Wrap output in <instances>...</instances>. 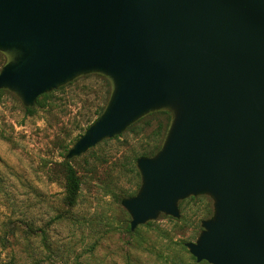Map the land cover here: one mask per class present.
Segmentation results:
<instances>
[{
  "label": "water",
  "instance_id": "95a60500",
  "mask_svg": "<svg viewBox=\"0 0 264 264\" xmlns=\"http://www.w3.org/2000/svg\"><path fill=\"white\" fill-rule=\"evenodd\" d=\"M0 91L26 107L88 75L111 85L72 160L168 111L141 183L121 198L130 230L207 195L185 246L197 262L264 264V0H0Z\"/></svg>",
  "mask_w": 264,
  "mask_h": 264
},
{
  "label": "rangeland",
  "instance_id": "374dc122",
  "mask_svg": "<svg viewBox=\"0 0 264 264\" xmlns=\"http://www.w3.org/2000/svg\"><path fill=\"white\" fill-rule=\"evenodd\" d=\"M5 61L0 52V68ZM110 90L105 76L84 75L31 113L14 93H0V264H210L176 243L196 240L213 207L207 195L179 202L180 218L161 214L152 226L127 229L131 218L120 200L138 190L136 159L162 139L166 113L70 160L81 189L74 207L62 203L60 163Z\"/></svg>",
  "mask_w": 264,
  "mask_h": 264
},
{
  "label": "trees",
  "instance_id": "16d2710c",
  "mask_svg": "<svg viewBox=\"0 0 264 264\" xmlns=\"http://www.w3.org/2000/svg\"><path fill=\"white\" fill-rule=\"evenodd\" d=\"M70 83H72V82H70ZM62 88H64V86L60 87L59 89H62ZM56 90H53L51 92H47V93H44V94L40 95L38 97L36 103H40L43 99L51 98L54 95ZM2 91H4V90H1L0 93ZM104 106H101L100 109L96 112L97 116L94 119H88V125L86 126L84 131L99 116V114L102 112ZM26 111L29 112V113L33 112V107H26ZM165 113L168 115V120L170 122L171 114L168 111H157V112L151 113V114L141 118L139 121H137L136 123L131 125L128 128V130H134L140 123H146V125H149V124H151V119L153 118V116H155L156 114H165ZM169 122H168V125H169ZM168 125H167V127H168ZM160 127H162V125L159 126V129H160ZM167 127L164 130V134L161 132L162 133V139L160 140V142L158 144H156L154 147H151L149 149V151L143 152L141 155H151V154L155 153L158 150V148L160 147V145L162 143L164 135L166 133ZM82 133L78 134L77 137L72 140V142L74 143L76 141V139L79 138V136ZM157 133H159V131ZM119 136H121V135H119ZM67 148H68V146L65 149L67 150ZM64 156L66 157V154ZM65 157H64V160L60 163V166H61L62 171L64 173V178H65V191H64V195H63L61 201L64 204V206H66V209H68V208L74 207L77 204L78 197H79V194H80V189H81V179H80L75 167L71 163V161L67 160ZM133 169H135V167H133ZM132 194H130V195H132ZM189 199L202 200V199H204V196H190ZM182 202H184V200L180 201V203H182ZM62 213L64 214L65 212H60V214H58V217H63ZM212 213H213V207L211 205H209V206L206 207V212L204 213L203 217L207 218V217L211 216ZM155 223H156L155 221H149V222H147L146 224H143V225L152 226ZM127 229H128V232H131L130 225H128ZM176 243L180 244L181 247L185 249V247H186L185 246V241L180 240V241H178ZM191 257H192V259H195V257L193 255ZM201 262H205L206 263L207 261L203 260ZM192 264H196V263H192Z\"/></svg>",
  "mask_w": 264,
  "mask_h": 264
}]
</instances>
